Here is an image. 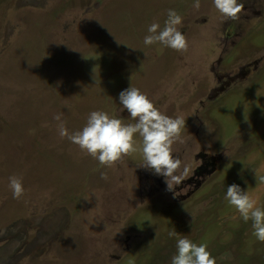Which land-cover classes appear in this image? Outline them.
Segmentation results:
<instances>
[{
    "label": "rangeland",
    "instance_id": "374dc122",
    "mask_svg": "<svg viewBox=\"0 0 264 264\" xmlns=\"http://www.w3.org/2000/svg\"><path fill=\"white\" fill-rule=\"evenodd\" d=\"M242 2L233 21L212 0H0V264H170L173 229L216 264H264L224 199L236 183L264 204V0ZM169 9L186 52L143 44ZM129 86L186 120L176 198L139 152L107 167L59 135L56 114L77 131L91 111L116 114Z\"/></svg>",
    "mask_w": 264,
    "mask_h": 264
},
{
    "label": "clouds",
    "instance_id": "9594fccd",
    "mask_svg": "<svg viewBox=\"0 0 264 264\" xmlns=\"http://www.w3.org/2000/svg\"><path fill=\"white\" fill-rule=\"evenodd\" d=\"M216 11L224 20H239L246 11L242 0H212ZM193 6L200 7V0H193ZM182 16L175 9L167 11L163 26L151 23L143 38L146 47L160 45L178 52H186L189 47L187 37L180 31ZM119 104L116 114L103 110L88 114L86 123L77 131H69L63 121V113L53 119L60 122L59 135L100 165L111 167L125 156L139 152L143 163L139 166L151 175L162 178L166 191L173 198L182 190L185 179L192 171L188 162L176 154L175 145L185 130L186 120L180 116L171 117L160 110L153 101L137 87L121 90L116 101ZM121 113H127L131 123H125ZM134 171L132 174L134 176ZM102 179H107L101 174ZM259 182L264 184V176ZM9 188L13 199L25 194L23 180L17 176L9 177ZM224 199L239 213L244 223L251 224L252 235L258 242H264V204L249 195L247 188L232 183L226 186ZM169 238H175V253L170 264H216V257L208 250L206 243H196L173 229Z\"/></svg>",
    "mask_w": 264,
    "mask_h": 264
}]
</instances>
